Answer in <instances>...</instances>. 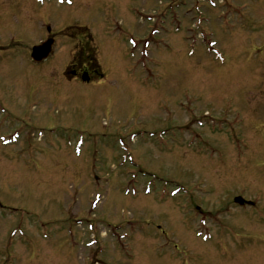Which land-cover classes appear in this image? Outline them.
<instances>
[{
	"label": "rangeland",
	"instance_id": "obj_1",
	"mask_svg": "<svg viewBox=\"0 0 264 264\" xmlns=\"http://www.w3.org/2000/svg\"><path fill=\"white\" fill-rule=\"evenodd\" d=\"M71 2L0 0V264H264V0Z\"/></svg>",
	"mask_w": 264,
	"mask_h": 264
},
{
	"label": "flooded vegetation",
	"instance_id": "obj_2",
	"mask_svg": "<svg viewBox=\"0 0 264 264\" xmlns=\"http://www.w3.org/2000/svg\"><path fill=\"white\" fill-rule=\"evenodd\" d=\"M51 37H53L54 40H56V37L54 35H51ZM76 38H77V36H76ZM78 56L79 57L75 56V54L72 55L71 59L69 60L70 62L67 64L68 66H67V68H65L64 72H65L66 76H67V73H69V75H70V76H68L69 80H77V81L81 82V79L83 77V80H85L87 82V84H92L94 81H96L95 78L97 76L98 77L101 76L102 73L98 72L96 69L92 70V67H90V65H86V64H92V60L91 61L89 60V52L85 53L83 51L82 55L79 52ZM87 56H88V58H87ZM93 66H95V65H93ZM244 206H242V207H244Z\"/></svg>",
	"mask_w": 264,
	"mask_h": 264
},
{
	"label": "water",
	"instance_id": "obj_3",
	"mask_svg": "<svg viewBox=\"0 0 264 264\" xmlns=\"http://www.w3.org/2000/svg\"><path fill=\"white\" fill-rule=\"evenodd\" d=\"M48 42L43 44V45H39V46H35L32 49V58L35 60H41L43 57L46 56L47 52H48ZM234 202L238 203V204H243L244 202H248L249 201H245L241 196H236L234 198Z\"/></svg>",
	"mask_w": 264,
	"mask_h": 264
},
{
	"label": "trees",
	"instance_id": "obj_4",
	"mask_svg": "<svg viewBox=\"0 0 264 264\" xmlns=\"http://www.w3.org/2000/svg\"><path fill=\"white\" fill-rule=\"evenodd\" d=\"M89 49H87V51H88ZM89 52V51H88ZM87 58H88V56H87ZM89 60L91 61H93L94 60V57H93V55L91 54V53H89Z\"/></svg>",
	"mask_w": 264,
	"mask_h": 264
},
{
	"label": "bare ground",
	"instance_id": "obj_5",
	"mask_svg": "<svg viewBox=\"0 0 264 264\" xmlns=\"http://www.w3.org/2000/svg\"><path fill=\"white\" fill-rule=\"evenodd\" d=\"M54 54H56V50H55Z\"/></svg>",
	"mask_w": 264,
	"mask_h": 264
}]
</instances>
